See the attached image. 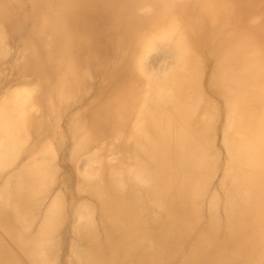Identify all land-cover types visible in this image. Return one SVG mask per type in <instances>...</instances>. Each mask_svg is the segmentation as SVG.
Returning a JSON list of instances; mask_svg holds the SVG:
<instances>
[{
	"label": "bare ground",
	"instance_id": "6f19581e",
	"mask_svg": "<svg viewBox=\"0 0 264 264\" xmlns=\"http://www.w3.org/2000/svg\"><path fill=\"white\" fill-rule=\"evenodd\" d=\"M80 1L32 29L44 54L33 57L28 39L1 68L14 79L0 84V264H264V58L224 37L208 70L179 15L165 19L175 0H151L132 26L137 4L114 20L128 35L113 49L128 60L106 66L118 90L100 105L76 59ZM235 1L201 0L218 36ZM9 9L0 5V59L10 57L4 27H19ZM170 245L182 260L166 262Z\"/></svg>",
	"mask_w": 264,
	"mask_h": 264
},
{
	"label": "rangeland",
	"instance_id": "374dc122",
	"mask_svg": "<svg viewBox=\"0 0 264 264\" xmlns=\"http://www.w3.org/2000/svg\"><path fill=\"white\" fill-rule=\"evenodd\" d=\"M135 1L138 2L135 3ZM65 2L71 4L70 0H65ZM80 2L82 3L76 6H79L82 11V14L80 15L79 13L78 15V21L80 24L79 32H81L82 36L80 33L77 34V42L75 43V45H77L78 48L83 47V53L80 58L77 57L76 59L80 65H87L88 68L92 70V73L90 75L92 77V82L95 83L94 90L95 93H98V103L102 105L101 103L103 101H109L111 93H114L117 89L114 87V83L112 82V70L110 75H106V66L109 63L113 65V60H115L116 62L120 59L124 62L128 60V54H126L124 49L118 52L113 49L115 47H121V45L124 43V40H121L120 36L123 33H126L125 28H123L122 26L116 29V25L122 24H114V20L118 19V16L124 17L125 19L126 17L127 19H130L131 8L135 7V5L137 4H141L144 9L142 12L137 13L136 15L134 14L135 17H132V26L142 25V16L147 13L153 12L154 6L153 4H151V0H109L111 6L108 9L102 10L99 3L100 0L99 2H97V0H82ZM175 2L176 4L174 7H170L169 9L168 7L165 8V11L167 13L165 19L169 17H175L174 15H179V19L182 24L188 26L187 39L190 40L189 43H191L192 41L193 45L197 48V51L200 52L202 62L206 69L211 70L210 68H212L209 53L214 49L222 48V42L225 40H227L229 43H234L236 41H240L241 39H247L251 50H254L253 53H255V51L257 50L255 54L258 55L260 53L258 56H262L264 58V0H236L234 6L235 9H237V16L231 21V23H229L227 28L221 31L219 36L217 32L211 29V25L209 22H207L205 17L201 15L203 14L201 9L199 8L201 5V0H175ZM66 3H64V0H0L1 6L7 8L8 10H10L9 8H14V13H18L17 15H14V19L16 20H14L13 23L16 25H13L19 26L14 33H10L9 29H7L6 27H4V30L6 32H2V42L9 46L10 57L0 59V74L3 73V70H1L2 66H5L7 68V63L11 60L13 61L12 58H16L15 56L18 55V49H20L24 42L28 39H31V43L33 44L32 48H30L31 53H33V57L38 58L39 55H42V53L44 54L45 50L43 48V42L41 44V39L39 40L36 37H31V31L35 26L39 25L40 21L47 19L48 13L55 16L54 10H61L59 5H65ZM21 5L25 7L21 8ZM19 13L22 16H20ZM247 14L249 18L245 17L247 16ZM127 35L128 34L126 33L125 36ZM122 46L127 47V44H123ZM135 46H137V44H135ZM86 47L87 50L85 49ZM103 71L106 72L103 73ZM24 76L29 78V75H27V73H25ZM10 77L11 79H14L13 75L10 76L7 73H3L2 75H0V84L4 85L6 83V80ZM124 78L126 77L124 76ZM118 84L120 85L121 82H118ZM122 86L123 83L119 88H121ZM71 113L72 109L70 110L69 115H67L68 110H66V113H64V115L59 116V119H61L60 126L63 130L69 129L70 127ZM93 117L95 116L92 113L91 118ZM103 135L104 134H102V136ZM61 171L63 173V169ZM64 171L65 178L67 176L66 179H68V190L71 193L69 194V191L66 192L67 194L65 197L68 200L69 198L76 196V189L74 187L75 179L74 175L70 172L71 170L65 169ZM1 179L2 178H0V180ZM145 199L146 200L144 202L145 204H147V197ZM203 207L204 209H200V212L201 214L203 213L202 220L207 226V219L205 217L207 213L209 214V211H207L205 204L203 205ZM220 217L222 220H224L225 214L222 212L220 214ZM148 219V223L153 226L155 222L152 220V217L149 216ZM156 226L157 225L155 223L154 228ZM69 229L70 226L68 223H66L64 224L62 231H69V234L71 235V231ZM219 231L223 232L225 230ZM60 237L62 238V235ZM2 240L3 243H7L6 238ZM62 248L64 249V247ZM166 248V254L164 255L167 258L166 262L172 263L174 261L182 260L178 257H176L175 259L174 246L170 245ZM65 250L67 251V247L65 248ZM20 262L24 264L22 261ZM61 264H67V261L63 260Z\"/></svg>",
	"mask_w": 264,
	"mask_h": 264
}]
</instances>
